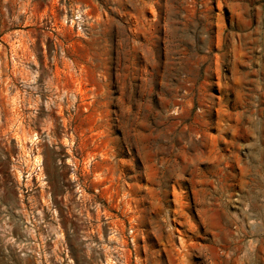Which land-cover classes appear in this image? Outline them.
Masks as SVG:
<instances>
[{"label": "rangeland", "instance_id": "obj_1", "mask_svg": "<svg viewBox=\"0 0 264 264\" xmlns=\"http://www.w3.org/2000/svg\"><path fill=\"white\" fill-rule=\"evenodd\" d=\"M255 203L264 0H0V264H264Z\"/></svg>", "mask_w": 264, "mask_h": 264}, {"label": "bare ground", "instance_id": "obj_2", "mask_svg": "<svg viewBox=\"0 0 264 264\" xmlns=\"http://www.w3.org/2000/svg\"><path fill=\"white\" fill-rule=\"evenodd\" d=\"M258 208H259V212H260V214H261V217L263 218V220H264V205H257L256 203L254 204V209L253 210H258ZM251 216V218L253 219V216L252 215H250ZM255 216V215H254ZM229 219V217H228V215L226 216V219ZM254 222H252V228L254 229V224H253ZM225 230V229H224ZM242 230H243V226H241V225H237V232H242ZM233 234V232L231 231V230H228V233H227V235H226V237H225V239L226 240H228V237L229 236H231ZM181 240V244H179V246H180V249H182V248H185L183 245V238H181L180 239ZM215 240V242H217V244H219V242H221V240H219V238L217 239V235H216V238L214 239ZM214 243V242H213ZM223 243V242H222ZM228 243H230L229 241H228ZM263 244H264V240H263ZM221 245V244H220ZM186 246V245H185ZM215 246V249H214V254H216V256L217 257H221L220 256V252H219V249H217L216 248V245H214ZM238 246L239 245H237L236 246V248H238ZM230 248V246L228 245V246H226L225 245V248ZM186 254H189L188 252H186ZM224 255H225V253H224ZM233 257V256H232ZM227 260L225 259V262H226ZM229 262V261H228Z\"/></svg>", "mask_w": 264, "mask_h": 264}]
</instances>
